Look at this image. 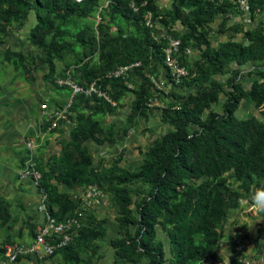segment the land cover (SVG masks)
Listing matches in <instances>:
<instances>
[{"label": "trees", "instance_id": "1", "mask_svg": "<svg viewBox=\"0 0 264 264\" xmlns=\"http://www.w3.org/2000/svg\"><path fill=\"white\" fill-rule=\"evenodd\" d=\"M104 1L0 0V46L2 32L22 30L31 13L37 18L29 41L42 54L31 58L6 49L5 60L15 70L28 74L30 67L46 65L45 79L55 89H65L55 79L56 63H64L62 77L69 72L82 86L98 81L116 103L97 96L74 100L71 111L76 118L69 120L74 124L70 139L48 166L38 162L48 207L60 220L83 211V203L61 187L75 190L95 185L115 202L120 231L111 247L117 259L127 264H226L219 261L217 251L228 215L243 201L250 204L256 189L264 186V21L243 31L246 43L230 39L214 46L209 27L217 16L225 23L236 14V0H164L171 6L164 15L154 0ZM147 11L153 22L160 17L163 26L173 22L183 28L182 34L171 35L181 40V61L190 71L181 86L194 87L195 93H169L170 105L162 110L161 121L171 130L143 152L138 171L121 166L123 153L106 169L96 165L86 143L104 147L117 142V126L102 121L116 114V106L127 95L133 100L125 129L136 126V119L148 120L147 101L157 93L150 76L166 70L164 41L157 42L146 25ZM249 11L252 20L264 15V0L253 1ZM97 14L98 24L92 21ZM112 28L118 33L111 34ZM193 49L200 58L190 68ZM138 62L141 65L129 72L127 80L107 77L118 67ZM245 72L257 77L249 88L242 82ZM217 75L229 78L222 82L215 79ZM130 83L136 86L131 88ZM221 97L222 111L212 110ZM246 99L253 101L258 113L238 120L236 112ZM137 181L146 189L139 194L129 187ZM10 209V202L0 198V227H12ZM81 222L77 240L58 252L63 257L59 264H92L97 257L96 242L107 237V220L84 214ZM160 230L170 245V259ZM30 234L36 236L32 227ZM85 249L91 255H83ZM4 255L5 249L0 248V261ZM228 264L242 263L231 258Z\"/></svg>", "mask_w": 264, "mask_h": 264}, {"label": "crops", "instance_id": "2", "mask_svg": "<svg viewBox=\"0 0 264 264\" xmlns=\"http://www.w3.org/2000/svg\"><path fill=\"white\" fill-rule=\"evenodd\" d=\"M6 49L8 48L0 49V198L10 202L14 223L11 228L0 227V248L4 249L14 244H30L35 238L30 234V227L37 234L44 222L43 215L37 210L40 199L39 191L31 182L19 177L25 155L23 137L33 134L44 104L47 105L49 111L56 110L66 104L70 95L68 89H55L45 79L48 74L46 70L28 74L15 70L5 60L4 51ZM163 80L168 85V77H164ZM73 126L74 124L70 121L61 123L57 129L53 130L54 132H46L38 141L37 155L40 160L41 158L43 160L42 166H48L53 158L60 155L63 142L70 139V131ZM90 143L93 142L86 143L88 149ZM41 146H47V148L41 151ZM122 147H126V145ZM133 149L137 150L136 147ZM105 153L102 148L97 150V158L99 155L102 158L107 156ZM141 164L142 162H139L136 165L140 166ZM61 189L72 194L81 203L84 200L83 189L69 190L64 186ZM107 198H101L90 209L91 213L100 215L103 212V202L108 200ZM54 210H57V207ZM114 212L115 217L99 218L107 220L108 234L104 240L96 242L97 257L93 256L92 264H127L125 261L117 259L111 247V241L118 236L120 231L115 221V206ZM246 247L248 249L246 255L255 254L249 245ZM219 248H221L218 250L219 261L228 264L233 257L235 247L221 242ZM82 254L91 255L87 249ZM62 258V254L58 253L56 256L42 261L26 257L20 258L12 264H59ZM167 259H170L169 256ZM2 261L3 259L0 263Z\"/></svg>", "mask_w": 264, "mask_h": 264}, {"label": "rangeland", "instance_id": "3", "mask_svg": "<svg viewBox=\"0 0 264 264\" xmlns=\"http://www.w3.org/2000/svg\"><path fill=\"white\" fill-rule=\"evenodd\" d=\"M154 2L158 6L161 15H164L165 13L170 11V4L166 3L164 0H154ZM103 3L107 4L106 0ZM92 21H95L96 24H98L99 22H101V18L97 14L96 17L92 18ZM263 21L264 15L258 16V18H255V20H252V18H250V11L241 12L240 10H238V12L234 15H231L229 17V20H227L225 23L224 18L220 15L216 17L215 21L209 27V38L214 46L230 39L246 43V41L243 39V31L253 29L259 22ZM36 22L37 18L35 13H31L29 21L22 30L16 31L13 28H10L5 32H2L1 40L3 41V45L0 46V49L8 48L14 52L21 51L28 57L38 58L42 54L41 50L38 47L33 46L29 41L30 31L33 27H35ZM156 23L159 27L163 26L162 23H160V17L156 19ZM164 27V31L170 35L172 34V32H177L178 34H182L184 32L182 27L175 25V23L173 22L171 23V25ZM235 28H239L241 29V31H235ZM117 33V28H112L111 34ZM199 58L200 52L196 49L191 50L190 56L188 58L189 67L191 68ZM95 61L99 62L97 58L95 59ZM56 66L57 71L55 73V79L57 82V80L64 78L62 77V74L65 71V65L64 63L57 62ZM43 70L48 71L49 68L46 65H41L38 68L30 67V72L33 73H39ZM251 70L256 71L255 68H252ZM246 72L243 74L244 77L242 79V82L245 87L249 88L251 82L254 79H257V77ZM67 74L68 72L66 73V75ZM166 76L168 75L165 69H161L159 74L155 76H150L158 82V85L161 89H156L157 93L155 94V97L157 101L156 104L149 109L148 114L150 118L148 120H145L143 118H140L138 120L136 119V126L132 128L129 127L128 130L125 129L128 127L126 117L131 111L133 100L131 95H127L122 99L121 103L116 106V114L114 116L108 115L102 121L104 124H115L117 126V130L119 131V135L117 138V142L105 149L103 147H98L94 143H90L91 145H89V150L94 158V162L96 163V165H101L104 168L109 169L113 162L117 160L123 153L124 158L121 166L124 169L130 170L131 172H136L139 169V165L136 164H139V162H143V152L147 151L157 139L161 138L165 133L171 130V128L164 125L161 121L162 110L170 105L169 93L174 92L179 96H185L189 93H195V88H188L187 86L183 87L180 85L179 87L171 91H167L169 87L163 80V78ZM228 78L229 75L215 76L216 80L222 82H226ZM129 86L131 88H134L136 85L134 83H130ZM69 98L70 95L67 102L69 101ZM223 101L224 97H221V102L212 105V110L221 112ZM257 113L258 111L253 101L251 99H246L243 101L240 109L236 112V117L238 120H244L253 115H257ZM72 118H76V113H73L71 111L69 120L71 121ZM123 140H125V142H123ZM123 145H126V147H122ZM135 147L137 148V150L133 149ZM46 148L47 146H41V151L45 150ZM101 148L106 152L105 154L107 156H104L102 158L99 155V157L97 158V150H101ZM39 158L40 157H38L37 155V162H40V164H42L43 160L42 158L41 160ZM129 187L137 194H139L143 190H146L145 186H143L140 181L130 184ZM103 197H108V200H105V202H103V212L98 215L95 213H91L90 210L85 209L83 210L85 216L86 214L92 215L97 220H105L99 219L104 218L105 216L115 217L114 200L109 194H103L101 198ZM159 238L165 241L167 256L171 258L170 245L169 243H167L166 237L161 230L159 231ZM237 241H242L244 246L249 245V248L253 249V252H255L256 255L264 249V213L259 215L254 214L247 200L243 201L238 210L231 211L229 213L228 221L224 226L222 243L226 245H233L235 247ZM247 250L248 249L246 247L245 252H247Z\"/></svg>", "mask_w": 264, "mask_h": 264}, {"label": "built area", "instance_id": "4", "mask_svg": "<svg viewBox=\"0 0 264 264\" xmlns=\"http://www.w3.org/2000/svg\"><path fill=\"white\" fill-rule=\"evenodd\" d=\"M76 1L78 3L82 2V0ZM253 1L257 0H236L235 3L241 12H245L249 11L250 4ZM132 8L135 12L138 11L134 3L132 4ZM144 20L146 25L153 30L154 39L157 42H161V40L164 41V64L167 70L169 87L167 91H171L179 87L181 83L190 76L189 68L181 61L182 42L180 39L166 33L164 31V26L159 27L156 22H153L151 12L147 11L144 14ZM140 65L141 63L138 62L118 67L109 72L107 77L126 79L129 76V72ZM151 80L157 89H161L156 80L152 77ZM56 83L60 88L69 90V101L61 108L52 111L48 110L46 104L42 106V113L37 126L34 128L33 134L23 137L25 155L19 174L22 180L31 182L39 191L40 199L37 210L43 215L44 222L30 244H14L7 246L5 248L4 259L0 264H12L17 262L20 258L26 257H32L39 261L54 257L59 251L69 247L77 240L83 227L81 222L84 217L83 211H76L75 214L71 216L67 214L63 220H60L58 217H55L52 210L48 207V196L44 189L41 188L43 174L37 162L38 141L46 132H51L57 129L59 124L69 121L74 100L78 96H84L86 98L97 96L98 98H104L114 106L115 103H113L107 93L102 90L98 81H93L82 86L78 84L68 72L65 78L57 80ZM156 101L157 99L155 96L149 98L147 101L148 108H152L156 104ZM83 190V207L86 210H90L103 196L102 191L95 185H89ZM232 258L238 260L242 264H264V249L257 255L253 254L248 256L246 255L245 246L242 241H237Z\"/></svg>", "mask_w": 264, "mask_h": 264}, {"label": "clouds", "instance_id": "5", "mask_svg": "<svg viewBox=\"0 0 264 264\" xmlns=\"http://www.w3.org/2000/svg\"><path fill=\"white\" fill-rule=\"evenodd\" d=\"M250 207L256 215L264 213V186L256 189L251 197Z\"/></svg>", "mask_w": 264, "mask_h": 264}]
</instances>
